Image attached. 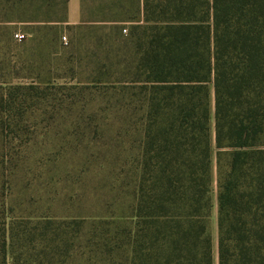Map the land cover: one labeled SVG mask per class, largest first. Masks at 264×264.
Listing matches in <instances>:
<instances>
[{
  "label": "trees",
  "instance_id": "trees-1",
  "mask_svg": "<svg viewBox=\"0 0 264 264\" xmlns=\"http://www.w3.org/2000/svg\"><path fill=\"white\" fill-rule=\"evenodd\" d=\"M68 2L16 0L39 68ZM95 2L63 76L0 82V264H214V152L218 264H264V0Z\"/></svg>",
  "mask_w": 264,
  "mask_h": 264
},
{
  "label": "rangeland",
  "instance_id": "rangeland-1",
  "mask_svg": "<svg viewBox=\"0 0 264 264\" xmlns=\"http://www.w3.org/2000/svg\"><path fill=\"white\" fill-rule=\"evenodd\" d=\"M80 4L82 6V0H80ZM90 6V4H89ZM92 9L91 18L93 20H101L104 17L103 12H101V2L100 0H96L93 5L90 7ZM61 7L57 8L58 17L62 14ZM45 9L40 11V15L43 16L46 14ZM82 11V7H81ZM106 14V13H104ZM90 17V16H85ZM82 18V17H81ZM61 27V26H60ZM22 30V32L27 33V31H33L34 35L30 37L28 40H24L23 42H17L13 39V34L17 31ZM61 31V30H60ZM105 32H108L105 31ZM35 30L32 27H8L2 30L0 37V82H13V83H26L30 82L31 79L29 77H34L36 72L41 70L43 72V77L48 76L46 73L51 70L55 75H64L66 71L71 67V64L65 63L66 59L71 55L75 54L76 49L82 50L87 46H91L92 48L96 46L95 39L93 37L84 38L81 40V43L75 42L72 47L69 45L72 38H74V32H69L67 29L65 30L63 36L60 35V43L64 44V49L59 55V59L53 62L48 61V57L45 56V62L43 61L42 67L39 68L40 62L38 64V55L41 50H39L43 45L37 47V42L35 39ZM123 34L126 32L123 31ZM37 36V35H36ZM66 37V41L62 39V37ZM43 52V51H42ZM46 53V52H45ZM45 74V75H44ZM69 75V74H68ZM58 83H64V80H59ZM211 112H212V137L214 140V96L212 92L211 96ZM40 113L36 114L39 115ZM63 116L64 115H60ZM216 153L213 154V163H212V176H213V185H212V202L213 209L210 218V234L213 240V255H214V264H218V240H219V231H218V190H217V162H216ZM48 166H53V163H50ZM64 167L65 165L61 164V174L55 176L53 180L52 186H55L53 190H57V193L61 194V197L64 199ZM98 179L103 178V176H98ZM44 181V180H43ZM42 181V182H43Z\"/></svg>",
  "mask_w": 264,
  "mask_h": 264
},
{
  "label": "crops",
  "instance_id": "crops-1",
  "mask_svg": "<svg viewBox=\"0 0 264 264\" xmlns=\"http://www.w3.org/2000/svg\"><path fill=\"white\" fill-rule=\"evenodd\" d=\"M20 12L21 11L19 10V7L17 6L16 0H0V37H1V32L3 29L8 28V27L10 28L12 26L14 27L21 26V27H27V28L32 27V29H34V26H36V24L29 22L27 15L24 12L23 14L22 13L20 14ZM81 17H82V13H81L80 0H69L67 21L65 23L63 22L60 24L61 34H62L61 36H63L64 26L66 30L68 26H76V25L81 24L82 22ZM19 31L22 32V30H19ZM25 34L28 36L26 39L28 40L30 37L34 35V32L27 31V33ZM35 37H36V34H35ZM63 49H64V46L61 49V53Z\"/></svg>",
  "mask_w": 264,
  "mask_h": 264
},
{
  "label": "built area",
  "instance_id": "built-area-1",
  "mask_svg": "<svg viewBox=\"0 0 264 264\" xmlns=\"http://www.w3.org/2000/svg\"><path fill=\"white\" fill-rule=\"evenodd\" d=\"M13 37H14V40H16L17 42H23L25 39H27L28 36L25 33L18 31L14 34ZM62 39L66 41L67 38L64 36L62 37Z\"/></svg>",
  "mask_w": 264,
  "mask_h": 264
}]
</instances>
